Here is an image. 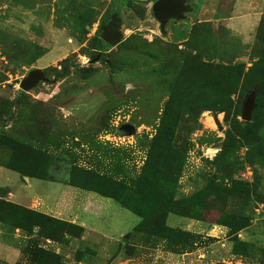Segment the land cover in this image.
<instances>
[{
  "label": "rangeland",
  "instance_id": "obj_1",
  "mask_svg": "<svg viewBox=\"0 0 264 264\" xmlns=\"http://www.w3.org/2000/svg\"><path fill=\"white\" fill-rule=\"evenodd\" d=\"M155 1L0 0V167L93 196L85 233L0 171V264H264V0H188L164 28Z\"/></svg>",
  "mask_w": 264,
  "mask_h": 264
},
{
  "label": "crops",
  "instance_id": "obj_2",
  "mask_svg": "<svg viewBox=\"0 0 264 264\" xmlns=\"http://www.w3.org/2000/svg\"><path fill=\"white\" fill-rule=\"evenodd\" d=\"M240 4V0H238ZM3 170L1 179L4 186L9 187V196L8 198L11 201H15L17 203L30 206L34 209H39L46 213H51L53 215H57L56 210L62 209L66 212L68 218L72 219L75 222L80 223L84 226V232L88 229L85 225V221L81 219V207L82 205L85 207V201H89L93 198L92 195L84 196L80 187L72 185V184H56L57 187L52 186L55 182L50 181L47 188H43L41 186L35 188V184H33V179H43L34 175H23L18 174V176H14L13 173L6 172V167H0ZM9 169V168H8ZM12 170V169H11ZM14 171V170H13ZM17 172V171H16ZM19 173V172H18ZM21 179V180H20ZM63 186V187H62ZM67 186V187H64ZM88 190V189H86ZM99 193L94 190H88ZM53 192H56V195H52ZM59 193H63L62 203H60ZM100 194V193H99ZM102 195V194H101ZM105 196V195H102ZM108 198H112L110 196H105ZM113 199V198H112ZM62 205V206H61ZM2 245V244H1ZM4 245V244H3ZM5 250H7V257L11 258H23V250L19 249V247H15L13 245L5 244Z\"/></svg>",
  "mask_w": 264,
  "mask_h": 264
},
{
  "label": "water",
  "instance_id": "obj_3",
  "mask_svg": "<svg viewBox=\"0 0 264 264\" xmlns=\"http://www.w3.org/2000/svg\"><path fill=\"white\" fill-rule=\"evenodd\" d=\"M188 0H156L152 4V10L156 18L160 21L161 27L164 28L166 22L170 18H181L184 17V12L188 9L187 6ZM102 38L111 45H116L120 42L122 38V33L119 32L115 22H110L107 26H104L102 29ZM100 58L98 54L92 62ZM44 79L43 73L41 70L32 71L28 77L24 78L20 86L27 90L35 86L40 80ZM255 96L256 92L251 91L246 101L244 102L243 110V119L250 120L252 117V111L255 106Z\"/></svg>",
  "mask_w": 264,
  "mask_h": 264
},
{
  "label": "trees",
  "instance_id": "obj_4",
  "mask_svg": "<svg viewBox=\"0 0 264 264\" xmlns=\"http://www.w3.org/2000/svg\"><path fill=\"white\" fill-rule=\"evenodd\" d=\"M105 47H107V44H105L104 45V48ZM98 192V191H97ZM100 193V192H99ZM100 194H102V195H105V196H110V195H108L107 193H100ZM110 197H112V196H110ZM113 198V197H112ZM113 199H115V198H113ZM116 200V199H115ZM116 201H118V200H116ZM120 201V202H119ZM119 203L121 204V201L122 202H126L125 200H123V199H119ZM122 206H124L123 204H121ZM125 207V206H124ZM22 210H21V212H22V214L26 217V218H29V219H32L31 221L33 222V224L34 225H42L43 224V220L45 219V217H43V215L42 214H39L38 212L36 213V211H33V210H28V209H24V208H22V207H20ZM126 208V207H125ZM80 228L82 229V230H84L83 229V226H80ZM151 229H155L154 228V226H151L150 228L148 227V225L147 224H145V223H142V224H138V225H136L135 226V228H134V230H138V231H149V230H151Z\"/></svg>",
  "mask_w": 264,
  "mask_h": 264
}]
</instances>
